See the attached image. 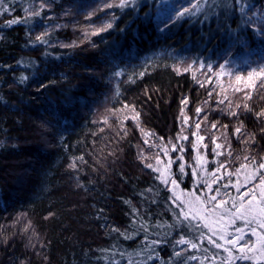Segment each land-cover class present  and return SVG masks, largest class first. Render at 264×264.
<instances>
[{
	"label": "trees",
	"instance_id": "trees-1",
	"mask_svg": "<svg viewBox=\"0 0 264 264\" xmlns=\"http://www.w3.org/2000/svg\"><path fill=\"white\" fill-rule=\"evenodd\" d=\"M113 2L0 0V264H261L236 259L247 249L216 241L180 214L193 210L190 196L196 211H209L203 200L217 187L218 201L229 199L224 193L249 201L260 183L264 0H250L247 23L235 6L225 17L204 0L203 12L179 20L196 0L104 7ZM13 19L20 22L8 26ZM230 74L253 79L235 86L223 80ZM245 168L255 178L243 177L237 193L234 176ZM194 170L209 183L221 179L208 192ZM210 212L227 219L222 209ZM244 235L251 243L250 230ZM181 237L190 243L177 245Z\"/></svg>",
	"mask_w": 264,
	"mask_h": 264
},
{
	"label": "snow or ice",
	"instance_id": "snow-or-ice-1",
	"mask_svg": "<svg viewBox=\"0 0 264 264\" xmlns=\"http://www.w3.org/2000/svg\"><path fill=\"white\" fill-rule=\"evenodd\" d=\"M189 2L191 3V0H189ZM135 3V0H118L117 2H113V3H105L104 7L105 8H113V7H118V8H125L128 6H131ZM204 5L209 7V12L210 13H214L215 9H220V15H224L225 17H227L228 15H231L233 13V8L235 6V11L238 12L240 14L241 20L244 23H247L248 20L251 19L250 16H248L249 12H252V15H255V12H253L252 10L256 7L255 4H253L252 2H250V0H204ZM41 8L44 7L43 4L40 5ZM247 9V11H246ZM5 11H7V9H5ZM262 11H264V9H262ZM197 12H203V7L200 3V0H196V3L192 4V8H184V10L182 12L177 13V19H183L185 17V15L188 16H192L195 15ZM30 15L32 16H39L40 12L39 11H32L30 13ZM207 13L205 14V18H207ZM245 17H247V19H245ZM171 18V17H169ZM20 21L13 19L7 22L8 26L14 25L19 23ZM112 28V24L111 23H107L106 25H102L98 30L94 31L93 34H99V32H103V31H107L108 29ZM46 35V33L44 34ZM231 36H235L236 40H240V37L238 35H235L234 32H230V37ZM36 40L37 41H41L43 42V36L42 35H37L36 36ZM242 42V41H241ZM190 67V66H189ZM119 75V74H117ZM249 99H251V96L249 95ZM182 103H187V100L185 99L184 101H182ZM219 103H223V101H219ZM245 110L248 109V105L245 104L244 105ZM183 111V110H182ZM202 110L200 108L196 109L197 115L200 114ZM229 115L231 116H237L238 114L235 111H232L229 113ZM257 117L261 118L264 117V110H262L260 113H257ZM187 119V118H186ZM205 119H207L205 117ZM195 127L197 129H199L201 127L200 123H196ZM225 129L227 128V125L223 126ZM212 128L216 129L217 125L216 124H212ZM262 132H264V128L261 129ZM234 135H241L243 136L242 133V128L241 127H237L233 133ZM192 135H196V133H193ZM181 139H185L187 140L188 137H181ZM199 139L201 141L204 140L203 136H200ZM245 143H247V141H244ZM213 143H215V140H213ZM217 148H220L221 145L217 144L216 145ZM173 151H177L176 146H173ZM179 151H184L183 148H180ZM221 153L217 152L216 155H220ZM177 160H183V157H177ZM245 159H248V157H245ZM174 161H169V164L173 163ZM147 167L152 168L153 166L151 164L146 165ZM220 167H224L223 164L220 165ZM246 167V166H244ZM260 169H264V163H260L258 165V169L257 171H259ZM185 170L184 165L181 164L179 167V171L181 173H183ZM153 171H159L158 168H153ZM227 174V173H226ZM163 175V173L161 174ZM174 175V174H173ZM193 176L196 178L197 181L204 183L207 187V191L208 192H212L213 189L211 187V183H215L216 180L221 179V177H215L211 183H209L206 180H203L202 177H200L197 172L194 170L193 171ZM255 178V173H253L252 176L248 177L249 180L254 179ZM170 178H165L162 182L165 183V185L168 184V180ZM179 182H180V178L176 177L174 179H171V185L173 186V188L171 190L174 191L175 187L179 186ZM229 185L224 184L222 185V187L227 188ZM233 187L236 188L237 193H240V185H232ZM260 192V196H256V191ZM220 193V187H217L215 189V194L211 195L209 197H207V199L203 200V203L205 205L209 206V211H212L214 209H222V212L220 213V216L223 217H227V219L225 221H223L221 223V227L218 231H213V234L216 235L217 240H224L226 243L231 244L233 248H237V246L239 245L241 249H247V251H252V248L248 247V242L245 240V230H250V232L252 233V235H256L257 234V227L261 229H264V172L261 173L260 175V183L259 185H257L256 188L254 189H248L247 191V195L249 197L252 198V200H259V204L258 205H254L252 203V200L249 201H245L243 199H240L239 204L236 203V201L239 199V197H232L231 194L229 193H224V195L228 196L229 199L228 200H217V196ZM176 197H173L172 199V203L175 205L176 204ZM197 199H200V197H197ZM213 201H215V203H213ZM181 203H184L183 201H181ZM231 203L233 208H235V212H232L230 210H228L225 206L227 204ZM182 216L183 221L185 222H190L192 218L189 217L188 213L186 212H182L180 214ZM236 221H241L243 226H238L236 225ZM179 222V221H178ZM234 227V233H231L228 231L229 227ZM196 228L201 227L200 224H195ZM115 231V229H113ZM231 236V239H227V237ZM260 240L262 242H264V234L260 235ZM244 241L243 244H241V242ZM154 244L157 243L156 241L153 242ZM177 245L180 244H185V243H190L189 241H186L183 237H181V239H179L178 241H176ZM214 247L216 248H222L223 245L220 243H215L213 242ZM192 248H197L196 244H191ZM254 247V246H253ZM225 251H228V249H224ZM261 253L264 254V247L261 248ZM177 256L181 255V253L177 252L176 253ZM239 259H250L251 257H249L247 254H242L240 257H238ZM191 259H196V257H191Z\"/></svg>",
	"mask_w": 264,
	"mask_h": 264
},
{
	"label": "rangeland",
	"instance_id": "rangeland-1",
	"mask_svg": "<svg viewBox=\"0 0 264 264\" xmlns=\"http://www.w3.org/2000/svg\"><path fill=\"white\" fill-rule=\"evenodd\" d=\"M165 0H162V2H164ZM228 72V71H227ZM229 73V72H228ZM232 74V73H231ZM231 74L230 75H227L226 76V78H224L223 80H228V81H232V83H235L234 85L235 86H237V85H240V84H247V83H250V81L253 79V78H251V79H249V81H246V80H243L242 79V77H238V76H236V77H231ZM223 75H225V73L223 72L222 73V75L221 76H223ZM255 76L256 75H254V76H252V77H254L255 78ZM257 76H258V74H257ZM221 78V77H220ZM223 78V77H222ZM229 78V79H228ZM232 79H236V80H232ZM168 166V164H162V165H160V167L162 168L161 169V171L163 170V175H164V177H168V172H167V167ZM250 175L251 174V171L248 169V168H245V169H240L239 171H238V175H236V176H234L235 177V181L237 182L236 183V185L238 184V185H240V187H243L245 184H246V182H245V176H247V175ZM253 174V173H252ZM243 177H245V178H243ZM248 177V176H247ZM223 178V177H222ZM243 179H244V181H243ZM250 183V182H249ZM256 196H260V192L257 190L256 191ZM184 197H188V196H186L185 194H184ZM193 197H195V196H193ZM193 197L192 196H190V198H189V200H187L188 202L186 203V204H188L187 206H188V208H191V209H193L192 211H190V214H189V217H191V218H193V219H195V220H197V221H199L203 226H205L206 227V229L207 230H209L210 231V233L212 234V236H213V238L216 240V241H219V242H221V243H225V241L224 240H217V238H216V235H214L213 234V231H218L219 229H220V227H221V223L223 222V220H222V218H220V217H216L215 215L216 214H218V213H216V212H214L213 214L210 212V211H196V208L197 207H199L200 206V204H199V202L198 201H194V199H193ZM252 200V199H251ZM239 202H240V200H238V201H236V203L237 204H239ZM252 203L254 204V205H258L259 204V200H252ZM196 207V208H195ZM233 206H232V204L231 203H229L227 206H226V208H232ZM195 208V209H194ZM239 222V221H238ZM231 227H229L228 228V231L230 232V229ZM251 233V232H250ZM259 234V233H258ZM256 234V235H252V233H251V236L253 237V239L251 240V243H249L248 245H251V246H248L249 248H252V251H248V253H246L244 250L245 249H241V248H239L240 249V251L239 252H241V251H244V252H241L240 253V256L242 255V254H248L249 256L251 255V259H253L255 262H257V263H261V264H264V254H262L261 253V248L262 247H264V242H262L261 240H260V235L261 234ZM229 237H231V236H229ZM227 239H229L228 237H227ZM216 243H218V242H216ZM241 243H244V241L243 242H241ZM254 246V247H253ZM224 249H226V246H224L223 247ZM222 249V248H221ZM223 249V251L227 254V256H230V255H232L231 254V252H228V251H225ZM239 256V254L237 255V257H236V259H239L238 257H240ZM263 262V263H262Z\"/></svg>",
	"mask_w": 264,
	"mask_h": 264
}]
</instances>
